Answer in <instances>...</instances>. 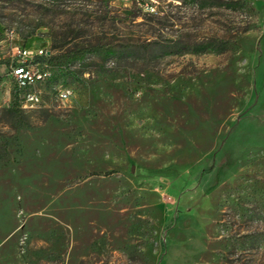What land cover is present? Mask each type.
I'll list each match as a JSON object with an SVG mask.
<instances>
[{
	"label": "rangeland",
	"instance_id": "obj_1",
	"mask_svg": "<svg viewBox=\"0 0 264 264\" xmlns=\"http://www.w3.org/2000/svg\"><path fill=\"white\" fill-rule=\"evenodd\" d=\"M0 80V264H264V0H0Z\"/></svg>",
	"mask_w": 264,
	"mask_h": 264
},
{
	"label": "built area",
	"instance_id": "obj_2",
	"mask_svg": "<svg viewBox=\"0 0 264 264\" xmlns=\"http://www.w3.org/2000/svg\"><path fill=\"white\" fill-rule=\"evenodd\" d=\"M140 7L144 13L155 12L159 0H139ZM11 60L9 64V76L13 79L15 89L18 93L21 107L33 108L43 103L42 90L38 88L42 84V76L53 78V64L49 61V51L46 47L38 45L23 46L11 45ZM4 85L0 80V89ZM73 95L68 87H59L57 97L66 102Z\"/></svg>",
	"mask_w": 264,
	"mask_h": 264
},
{
	"label": "trees",
	"instance_id": "obj_3",
	"mask_svg": "<svg viewBox=\"0 0 264 264\" xmlns=\"http://www.w3.org/2000/svg\"><path fill=\"white\" fill-rule=\"evenodd\" d=\"M112 47L110 45L97 44L93 46H76L69 49L66 52L59 53L56 55L49 56V61L54 65L56 63L63 66V68H67L71 63L80 59H85L87 54L92 51H112ZM13 108L17 113L21 112V102L18 93H14V101ZM113 170H108L104 174L110 175L113 174Z\"/></svg>",
	"mask_w": 264,
	"mask_h": 264
},
{
	"label": "bare ground",
	"instance_id": "obj_4",
	"mask_svg": "<svg viewBox=\"0 0 264 264\" xmlns=\"http://www.w3.org/2000/svg\"><path fill=\"white\" fill-rule=\"evenodd\" d=\"M42 77H49V80H50V76H42Z\"/></svg>",
	"mask_w": 264,
	"mask_h": 264
}]
</instances>
